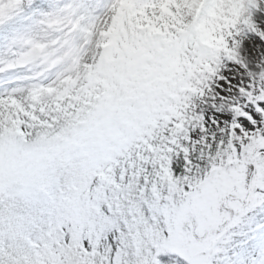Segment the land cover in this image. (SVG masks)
I'll return each mask as SVG.
<instances>
[{
    "label": "snow or ice",
    "instance_id": "snow-or-ice-1",
    "mask_svg": "<svg viewBox=\"0 0 264 264\" xmlns=\"http://www.w3.org/2000/svg\"><path fill=\"white\" fill-rule=\"evenodd\" d=\"M0 264H264V0H0Z\"/></svg>",
    "mask_w": 264,
    "mask_h": 264
}]
</instances>
